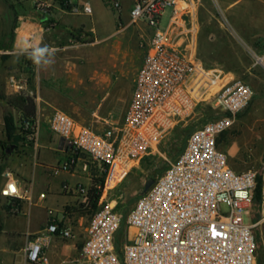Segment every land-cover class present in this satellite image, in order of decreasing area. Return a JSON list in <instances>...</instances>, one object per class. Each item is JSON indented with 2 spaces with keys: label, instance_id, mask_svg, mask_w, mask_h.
<instances>
[{
  "label": "built area",
  "instance_id": "built-area-1",
  "mask_svg": "<svg viewBox=\"0 0 264 264\" xmlns=\"http://www.w3.org/2000/svg\"><path fill=\"white\" fill-rule=\"evenodd\" d=\"M59 1L71 13L91 14L87 3L79 7L73 0ZM32 3L37 14L50 17L51 0ZM104 3L118 13L122 9L121 0ZM167 9L171 12L162 28L160 21ZM187 9L176 6L175 0L133 1L130 22L145 24L151 33L140 44L144 57L121 123L97 132L60 110L50 116V132L60 137L71 153L52 168L53 173L72 172L77 156H84V170L92 163L104 174L97 186L104 198L132 168L150 163L160 140L198 103L209 100L219 113L194 128L180 154L126 213L107 204L89 217L81 247L83 264H256L259 246L264 254V162L257 169L237 172L218 145L219 137L252 99L253 89L234 77L217 83V76L187 52L180 40L191 33L179 29ZM255 60L264 68V54ZM214 86L217 89L212 91ZM40 127L37 116L21 119L19 125L28 143H35ZM3 151L0 144V154ZM5 177L0 196L21 198L16 181L9 173ZM257 179L261 184L260 216L250 223L245 219L251 214ZM63 189L69 191L68 186ZM75 190L87 194L80 184ZM38 198L43 199L44 194ZM122 224L126 234L118 244ZM55 235L72 238L73 230L51 217L38 238L27 241L26 261L45 264L43 250Z\"/></svg>",
  "mask_w": 264,
  "mask_h": 264
},
{
  "label": "crops",
  "instance_id": "crops-1",
  "mask_svg": "<svg viewBox=\"0 0 264 264\" xmlns=\"http://www.w3.org/2000/svg\"><path fill=\"white\" fill-rule=\"evenodd\" d=\"M100 1L103 6H106L104 0ZM133 1L121 0L122 9L118 15L120 25L116 27L114 32L121 38L115 44H109L106 38L100 37L95 26L93 16L96 9L92 5V0H73L74 4L79 7L83 3H87L91 8V14L71 13L59 0H52L50 17L37 14L34 11L32 0H25V10L20 12L17 17L15 34L8 53L10 60H15L17 55H20L19 65L23 64L21 65L23 68L21 77H26L28 74L25 55L29 54L33 57L34 70L31 73V78H33L31 81L35 84V88H28L25 78L17 79L12 75L6 86V95L10 96L11 99L13 97L18 98V101L22 97L32 98L35 104L34 116L40 119L41 127L35 143L26 142L19 128L21 119L24 118L26 112L19 103H13L12 100L6 101L7 108L14 117L17 133L21 140L16 147L11 146L13 148L12 153L6 158L3 153L0 154V189L7 180L5 174L9 173L17 183L21 198L9 200L0 196V264H31L26 261L24 247L28 240L38 238L39 233L45 228L51 217L60 226L71 227L73 237L64 239L58 235L52 236L48 246L43 250V254L47 258L45 264H83L81 247L84 239V217L77 216L74 211L67 213L66 210L70 205L85 201L86 195L77 192L75 187L80 184L85 190H88L92 179L100 177L101 174L97 166L92 163H89L88 169L84 170L86 160L81 155L77 156L72 172L54 174L52 168L63 162L71 153L64 141L50 132L48 121L53 113L51 110H58L60 107L56 103L59 97L67 103L70 102L69 105H64V109L72 106L73 102H82L92 97L91 101L97 111L90 122L96 124V127L92 129L97 132H102L104 129L123 121L129 94L127 96L126 93L125 99H123L121 88L115 86L117 82L109 80V76L103 71L100 75H90L104 79L102 80L103 83L107 82L108 86L112 83L111 88L107 86L108 88L104 90L103 95L99 97L97 93L101 87L96 90H81L80 88L79 90L78 87L82 84L81 71L73 68L61 71L59 64L62 60L71 61L73 54L77 56L81 50L86 51V47L80 48L75 43L78 38L81 39L84 36L92 38L94 43H104V49L121 45L123 42L129 44L135 39L139 41V45L146 41L151 30L145 24H133L129 19V10ZM175 2L176 6L182 2L188 7V11L182 16V26L179 29L182 32L190 31L191 35H188L187 39L182 37L180 42L184 41L187 52L201 61L197 41L192 34L193 29L197 26V11L200 0H175ZM141 25L149 31L148 35L142 34ZM189 25L191 26L189 27ZM94 43L90 45L95 46ZM46 46H48L46 51H40ZM123 52L126 54L127 49ZM22 55L24 56L23 60ZM58 78L59 80L64 78L61 87L57 86L60 83ZM43 86L48 87L46 89ZM33 92L36 95L35 98L32 96ZM54 93L56 95H53ZM123 100H125V110L123 113H118L115 110L120 108ZM99 110H103L102 113ZM68 115H72L71 117L76 123L86 126L77 115L78 120L75 119V114ZM0 123H3V114L1 113ZM103 126L105 128L102 130ZM19 147L22 149L21 154L17 152ZM72 179L80 181L75 182L71 187L68 181ZM64 186H68L69 191H65ZM41 193L44 194L43 199L38 198ZM48 197L54 198L55 204L58 205H56L57 209H52L46 204ZM19 217L22 219L21 225L16 223Z\"/></svg>",
  "mask_w": 264,
  "mask_h": 264
},
{
  "label": "rangeland",
  "instance_id": "rangeland-1",
  "mask_svg": "<svg viewBox=\"0 0 264 264\" xmlns=\"http://www.w3.org/2000/svg\"><path fill=\"white\" fill-rule=\"evenodd\" d=\"M24 2L25 0H0V113L3 116L10 111L6 105L7 100L19 103L18 98L13 97L11 99L10 96L6 95V86L12 75L17 79L25 78L27 87L30 89L35 88V84L31 81V79L33 80L31 73L34 70L33 57L29 54L25 55L28 74L26 77H21L23 69L21 65L23 64L19 65L20 55H17L15 60H10L8 53L14 38L17 17L20 12L25 10ZM92 5L96 9L93 18L100 37L106 38L109 44H115L121 38L120 35L114 33L116 27L120 25L119 13L103 6L100 0H92ZM178 6L186 7L182 2H179ZM170 12V9L166 10L161 18L160 27L164 28L167 25ZM196 23L197 26L193 29L192 34L197 41L201 63L211 71L212 75L217 76L216 82L223 83L234 77L245 81L253 89L252 99L236 115L234 125L220 139L219 148L227 153L229 165L235 171L257 169L264 162V68L256 64L255 60V56L264 54V0H200ZM140 27L144 36L149 34L144 26L141 25ZM75 43L80 48L86 47V51H79L77 56L73 54L71 60L73 62L62 60L59 68L61 71L68 68L81 71L82 84L78 89L96 90L101 87L103 89L100 88L97 95L102 96L106 88H111L112 83L108 86L107 82L103 83L102 80L104 79L90 75H100L103 71L109 76V80L117 82L115 86L121 88L123 99H125L124 95L126 93L127 96L129 94L130 98L136 71L142 64L144 57V51L140 47L139 41L135 39L129 44L123 42L121 45L106 49H104V43H94V40L88 36L78 38ZM93 43L95 46L90 45ZM125 49H127L126 54L123 52ZM23 59L24 56L22 55ZM62 81H64V78L60 80L58 78L60 83L57 86L61 87ZM43 87L47 89L48 86ZM216 89L217 86H214L212 91ZM81 94L84 95L82 92ZM32 96L36 97L34 92ZM91 98L89 97L82 102H73L72 106L65 109L63 108L64 105H69L70 102L67 103L59 97L56 103L62 107H59L58 110L70 115L73 113L75 119L78 120L77 117H80L81 121L84 122L83 124L95 128L96 124H91L90 121L97 110L94 108ZM121 102L120 108L118 107L115 110L118 113H123L125 110V100ZM53 111L51 110V113ZM102 111L99 110L100 113ZM218 115L219 113L212 107L209 100L198 103L188 117L179 121L164 135L157 146V150L151 154L152 160L150 163L132 168L128 176L116 188L107 192L104 198L99 194L97 210L110 204L126 213L144 192L146 182L148 180L154 181L163 173L169 163L176 159L185 146L187 136L194 128ZM104 128L105 126L102 130ZM0 144L6 147L9 146V149L5 151L6 158L7 155L12 153L13 148L6 141L3 123H0ZM17 152L21 154L22 149L19 147ZM78 181L80 180L72 179L68 183L72 187ZM101 199L102 201H100ZM46 204L52 209L58 208L53 197H48ZM79 204L70 205L66 212L71 213L74 211L77 216H83V227H85L92 214L85 215L77 212ZM259 216L260 206L258 200L255 199L251 214L245 220L253 223ZM21 220L19 217L16 223L21 225ZM125 232L126 230L122 224L117 233L118 244L120 239L124 238ZM128 234L131 236L132 232L129 231Z\"/></svg>",
  "mask_w": 264,
  "mask_h": 264
},
{
  "label": "trees",
  "instance_id": "trees-1",
  "mask_svg": "<svg viewBox=\"0 0 264 264\" xmlns=\"http://www.w3.org/2000/svg\"><path fill=\"white\" fill-rule=\"evenodd\" d=\"M19 105L26 112V114L24 115V118L34 117L35 104L32 98L30 97L20 98ZM3 131L6 136V141L8 142V145H14L16 147L18 145V142L21 140V138L17 133V126L15 124L14 117L12 113L10 112H6L3 116ZM225 134L226 132L219 137L218 145H219L220 139ZM3 148H4L3 155H5V151L6 149H9V146L7 147L3 146ZM103 178H104V174H102L100 177L92 179L91 184L87 190L85 201L79 204V208H77L76 210L77 212L88 215V214H93L97 210V207H98L97 203H98V198L100 194V190L97 189V186L99 184L101 185ZM260 185H261L260 179H257V184L255 187V199L256 200H258V197H259ZM256 264H264V254L260 246L258 247V250H257Z\"/></svg>",
  "mask_w": 264,
  "mask_h": 264
},
{
  "label": "water",
  "instance_id": "water-1",
  "mask_svg": "<svg viewBox=\"0 0 264 264\" xmlns=\"http://www.w3.org/2000/svg\"><path fill=\"white\" fill-rule=\"evenodd\" d=\"M153 183V180H148L145 184L144 191H146Z\"/></svg>",
  "mask_w": 264,
  "mask_h": 264
},
{
  "label": "clouds",
  "instance_id": "clouds-1",
  "mask_svg": "<svg viewBox=\"0 0 264 264\" xmlns=\"http://www.w3.org/2000/svg\"><path fill=\"white\" fill-rule=\"evenodd\" d=\"M47 48H48V46H46V47H45V49H43V50H40V51H46V50H47ZM34 63H38V62H34Z\"/></svg>",
  "mask_w": 264,
  "mask_h": 264
}]
</instances>
